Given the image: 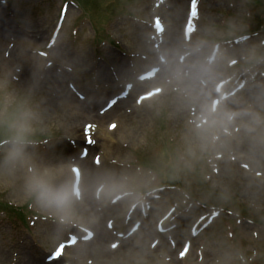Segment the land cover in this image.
<instances>
[{
	"label": "rangeland",
	"instance_id": "374dc122",
	"mask_svg": "<svg viewBox=\"0 0 264 264\" xmlns=\"http://www.w3.org/2000/svg\"><path fill=\"white\" fill-rule=\"evenodd\" d=\"M12 1L17 3L16 7L13 8L12 13L4 12V18L0 17V22L3 23L6 20L11 33H15L17 39L13 42L7 39V35L3 36L0 33V76L9 75L13 86L17 90L30 91L36 103L39 104L43 112L44 127L46 128V131L39 135V139L43 138V135L51 137L58 133L60 136H66L77 143V150L69 146H58L61 148H51L45 154L38 151L32 153L37 163L50 167H63L66 178L72 181L68 169L72 164L70 161L72 159L75 160V156L78 155L83 147V141L79 142L78 137L82 133L81 127L85 120L81 118L78 122V119L73 117V113L77 114L76 112L80 111L76 104L65 101L62 99L63 96L58 98L54 95L56 92L52 90L51 85L45 82L47 73L50 72V74L59 78L63 90L68 95H71L76 103L84 104L68 92L69 90H67L66 86L71 83L82 94L83 91L95 94L93 90H87L88 87L85 88L90 81L89 75L103 85L111 83L112 86L107 90L119 93L121 89L114 86V83L111 82L109 67L115 68L118 76L122 73L125 81L134 82L130 63L132 62L134 65L142 67L144 63L138 57H142L143 53H145L143 52V46L139 42L138 36L140 34L137 32L142 29L151 31L150 27L143 25L139 21L151 22V18L157 16L164 21L166 27H169V10L173 0L169 2L168 0H158V8L153 12H151V4L155 0H149V2L147 0L145 4L147 2L148 4L146 6L145 4L139 5L137 3L133 9L138 15V21H133L127 17L113 18L110 16L108 19L112 20L108 23L107 30L110 35L114 36L113 39L118 43L121 52L113 51L107 44H100L98 56L94 55L97 44L91 40L93 33L89 23L83 21L82 27L79 23L78 36L73 39L70 38L69 27L77 17L78 10L74 6L69 5L68 15L63 29L60 31L56 47L52 50L48 59L39 57L37 51L43 50L46 43H48L58 9L63 0ZM200 1L199 19L196 23V27L199 29L197 38L201 39L199 44L205 43L206 40L204 41V39L230 38L243 34L242 26L240 27L241 21L239 17H241V11L239 6L237 7L231 0ZM187 2L188 0H185L184 11L178 25L179 34H181L185 21ZM231 4L234 6L233 8H231ZM0 7L2 8L1 4ZM228 12L232 15L229 16ZM79 21L80 18L77 22ZM222 24H225V26H222ZM149 34L150 32L146 34V37H149ZM260 43L259 38H254L253 40H248L241 48L227 49L221 59V63L216 65L220 67L216 76L218 78L228 76L229 73H225L223 69L227 68L229 61H233L236 58L250 61L253 58L262 57L264 60V47ZM10 44L14 45L11 52L15 61L12 63H10V58L4 57V51L7 50ZM98 59L101 61H98ZM49 61H54L55 64L52 65ZM125 62L130 69L129 74ZM63 67L68 68L70 72H66ZM216 80L217 78L212 79L213 85ZM255 86L258 91H261L262 99H264L263 80H260ZM135 89L132 101H128L121 108L118 107L119 109L117 108L116 111H113L114 116L104 118L100 124L96 122L97 125L101 126L100 128L98 127L97 133L93 135L96 140V146L90 149L89 157L82 165L80 164L85 176L86 172L83 165L88 164L92 168L94 167L92 158L98 154L102 156L103 165L99 169L94 167L95 170L91 172L88 188L86 189L85 187V181L81 186L83 202L91 207L93 211L91 216L83 215L84 208L87 206L81 208L80 205L83 202L78 203L74 200L73 211L70 218L65 220L66 224L39 225L38 229L33 231V235L36 236L38 245L45 250V253L34 249L31 245L28 246L25 241H21L20 238L28 237L19 238L11 230L10 224L6 223L4 231L8 236H0V264H32L33 262L30 259H22L21 253L25 250L30 255H36V257L42 254L43 257L47 256L46 252L53 249L55 240L65 241L67 234L77 232L73 225L81 226L85 222H94L95 220L100 221L102 228L105 229L106 221L111 218L107 211L108 203L116 195L122 192H130L134 187H149L154 179L153 176L148 177L145 172L142 173L135 167H140L142 161L145 160L150 167L154 165L153 167L165 168L166 161L164 157L156 155V153L162 143H170V141L173 143L172 147L176 148L175 143L179 144V148L180 146L182 147L179 155L180 162H178L184 169L183 172L188 180L186 181L187 185H193L199 181L195 180L197 176L193 173L194 165L197 162H199L200 166L205 156H222L220 161L217 162L219 164L217 168L218 175H213L214 179L208 182V185L217 186V189L224 191H230L231 189V192H234V195L237 196L238 204L231 199H228L224 204L231 203L239 209L237 213L241 215V224L234 228V236L240 240V246L243 243L247 244L245 251L248 254L253 251L255 246H264L262 239H259L257 243L254 241L255 235L258 234L261 237L257 226L249 225L246 221V219L250 218L264 222V145L254 139L256 133L247 131L241 126L242 122L238 121L228 128L229 131L238 130V133H236L239 136L238 139L232 138L230 133L229 135L223 134L220 130H217L214 135L202 138L200 135L201 129L194 128V125L188 126V121L184 119L185 112L181 116L173 112L172 100L167 97L166 92L158 98H154L149 105L143 103L145 111H143L144 109L141 111L139 108L132 112L135 98L151 89V86L139 85ZM102 96L97 97L96 100L98 102L101 101ZM246 96L247 92L244 89L232 100V103L243 101ZM211 97L212 95L209 98ZM60 102L64 104H60ZM256 106H252L250 111L264 117V103H259ZM237 108L235 107L236 110ZM125 111L131 113L125 114ZM229 111L233 110L229 109ZM237 111H245V108L239 107ZM85 113L89 114L91 120L94 119L91 109L88 108ZM95 114L97 115L96 112ZM111 122H118L116 131L112 134V140L116 145L113 143L115 146L107 150L110 155H105L104 157L103 145L108 140L105 134L107 132L106 125ZM72 133H74V136H72ZM242 148H248L245 151H249V154L240 153L239 150ZM177 151L179 152V149ZM193 155L196 156L194 160L192 159ZM198 155H201L199 161L197 159ZM182 157H185L186 160L183 161ZM242 160L250 163L248 165L245 164L249 169L242 168V165H244ZM142 167H144L143 171H148L149 167ZM206 172L208 171L206 170ZM256 172L262 174V177H256ZM17 176L18 178L15 180L0 178V204L7 205V202L10 201L11 203L26 206L27 203L32 201L23 191L22 178H19V174ZM103 184L106 185L105 190L109 187L112 193L106 196L103 194L101 201L98 203L94 199V191L99 185ZM191 189L193 192L196 191L195 188ZM209 197L216 203L217 197L213 195H209ZM180 198L179 193L176 191H166L159 201L154 202L151 219L146 225L133 238L117 240L120 245L115 251L109 249L111 241L115 240L110 234L109 238L104 242L93 240L87 247L77 245L73 248L74 252L68 253L69 258L62 259L55 264H62L67 261L66 264H240L237 261L236 253L232 252L233 245L237 243L235 241L232 244L230 240L226 239L225 229H222L221 225H219L223 222H218L216 228L210 231L203 238V241L192 243L191 256L189 255L186 261L180 262L176 259L184 241L189 240L187 233L189 225L198 214L203 212L202 210H199L196 214L193 212L187 218L184 217L181 220L178 229L173 232V243L175 245L173 249L165 241H163V244L160 243L156 249H151V243L157 237L153 232L155 221L172 205L174 200L178 201ZM128 200L134 201L136 199L132 197ZM204 202L211 206L213 204L212 201L208 200ZM32 203L38 212L57 217L51 211L39 208L33 201ZM128 204L124 205L125 209ZM232 209L235 210L234 208ZM245 216L246 218H242ZM119 225V223L116 224L117 227ZM47 227L50 228L44 236L46 239L43 240L40 237L45 234ZM13 244H15L14 247H12ZM199 249L204 255V260L201 262L197 252ZM261 251L262 256H264V249ZM17 255L18 257H16ZM260 264H264V259L261 260Z\"/></svg>",
	"mask_w": 264,
	"mask_h": 264
},
{
	"label": "clouds",
	"instance_id": "9594fccd",
	"mask_svg": "<svg viewBox=\"0 0 264 264\" xmlns=\"http://www.w3.org/2000/svg\"><path fill=\"white\" fill-rule=\"evenodd\" d=\"M209 74L211 69H204ZM207 125L202 138L227 130L238 120L254 139L264 145V117L245 111L213 110L210 103L201 105ZM43 112L30 91L17 90L9 75L0 76V178L23 180V191L36 206L54 213L61 221L70 218L75 200L72 182L63 167L37 163L28 150L35 148L37 136L46 131Z\"/></svg>",
	"mask_w": 264,
	"mask_h": 264
},
{
	"label": "bare ground",
	"instance_id": "6f19581e",
	"mask_svg": "<svg viewBox=\"0 0 264 264\" xmlns=\"http://www.w3.org/2000/svg\"><path fill=\"white\" fill-rule=\"evenodd\" d=\"M184 2H185V0H173L171 2V6H170V10H169L170 11L169 27H167V30H166L167 36H166V39L164 41L165 46L162 47L161 52L159 53L161 55L162 54L166 55V57L168 59V64L166 67L163 68L161 75L156 77L151 82L161 84L162 79L165 76H169V75L171 76V75H173V73L176 70L179 69V67H178L179 65H178V63H176V60H174L173 54L175 52H177L176 49H178V46L182 43V37L178 32L179 31L178 25H179L180 19L182 17V13L184 11ZM172 3H173V6H172ZM185 9L187 12V5H186ZM4 31L6 33L8 32V30H4ZM141 40L143 41L142 35L140 34L139 35V42ZM143 43H144V46H143L144 50L150 51V48L145 44L144 41H143ZM160 72H159V74H160ZM201 72L203 74H205L204 71H201ZM206 75H208V74H206ZM50 81H52L54 83L55 88L59 90L60 97L63 96V99L65 101H67L69 103H74L77 105V107L80 108V111H78V112L75 111L77 114L73 113L74 118H79L78 120H80L81 118H89V114L85 113V111L87 110V107L83 104L74 102L71 95H68V93H66L63 90L61 82L57 81L56 78L54 77V75H50ZM175 86L181 87V89L185 90L186 93L188 94L186 101L195 104L200 110H201V105L206 103V100L208 99V97L213 94V90L211 89L210 86L206 89H202L201 87H199L195 83L193 76H190L187 79H185V78L177 79V81H175ZM165 90L168 91L169 87H166ZM250 99L253 100V102H255V104L256 103L258 104L259 95L254 94L250 97ZM125 103H127V101H120L116 105H114V107L111 110H113L118 104H119V107L121 108ZM151 103H152V100L146 102V104H148V105ZM173 103H174V107H175V112L183 113V106H184L185 102L182 99V97L179 96V94L173 95ZM61 104H62V102H61ZM229 108H230V102L227 101V103L225 105V109L227 110ZM65 109H67V108H65ZM140 110L145 111L146 109L144 108V106H142ZM109 112L107 114H105L103 117L94 116L97 120L96 122L98 124H100L104 118L106 119V118H110V117L114 116V113H109ZM94 113L95 112L92 111V114H94ZM109 140L111 141L110 138H109ZM240 153H244L247 155V154H249V151H245V150L241 149ZM253 156H252V159H253ZM83 166H84V171L86 172V174L84 176V174L82 173L81 186H82L83 182L85 181V187L87 189L88 184L90 182V178H91V172L93 170L91 167H89L88 164H84ZM87 192H88V190H87ZM111 193H112V191H110L109 187L103 191V194L105 196L108 194H111ZM84 195L86 196V194H84ZM92 213H93V211L91 210V207L87 206L86 208H84L83 215L91 216ZM92 226H93V229L95 230V233H96V236L94 238H95V240H97V242H104L107 238H109V233L107 231H105V229L102 228L100 222L94 221L92 223ZM70 252H74V249H69L66 253H70Z\"/></svg>",
	"mask_w": 264,
	"mask_h": 264
}]
</instances>
